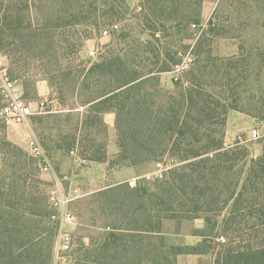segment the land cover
Listing matches in <instances>:
<instances>
[{
    "label": "trees",
    "instance_id": "obj_1",
    "mask_svg": "<svg viewBox=\"0 0 264 264\" xmlns=\"http://www.w3.org/2000/svg\"><path fill=\"white\" fill-rule=\"evenodd\" d=\"M11 1L0 0V53L14 72L18 68L26 70L30 58L24 54L25 47H49L54 34L38 33L31 40L30 32L24 36L18 33L29 9V0ZM119 1L106 3L109 11ZM183 1L144 0L142 20H138L151 39L156 35L158 23L163 29L177 31V35L188 28H199L192 54L195 67L184 71L176 81V96L154 106L152 93L145 89L158 85L160 73L171 71V67L174 69L182 62V58L175 59L169 53H165V61L160 60L159 53L148 42L149 48L146 46L140 51L150 57L152 64L161 63L160 67L138 70L135 64L131 67L132 59L108 56L88 69L86 77L92 76L93 80L85 87L89 90L88 97L80 102L85 113L79 124L89 130L104 127L103 114L114 111L118 148L115 165L136 167L167 157L173 162L172 168L159 179H142L134 186L120 183L94 193L86 241L73 240L71 244L76 247L71 251L66 245L68 250L64 252L68 254L62 256L60 264H177L180 255L200 252L213 253V264H264V143L259 158L248 161L243 182H231L226 197L220 201L213 194L219 170L232 172L248 155L237 145L225 148L223 133L216 138L209 134L211 129L202 130L212 125L222 128L224 117L230 111L264 120V79L254 107L238 105L237 87L232 85V78H247L248 69L238 58L240 54L225 59L211 55L210 51L205 53V64L199 65L202 46H209L213 38L223 37L227 31L214 18L209 20L207 31L200 29L202 0H195L194 4L190 0L189 10ZM50 8L52 14L47 17L44 28L59 27L62 16H67L73 24L90 18V13L85 14L83 6L75 0L53 1ZM256 25L264 31V21ZM258 55V73L264 76V49ZM46 56L50 60L57 57ZM55 88L59 101L64 104L63 86L56 83ZM6 149L1 150L9 155ZM87 153L89 162L106 160L102 145H92ZM28 160L36 163L33 158ZM4 164L9 176L0 179V264H53L57 228L51 221V212L44 206L46 199L35 194L26 183L27 158ZM225 208L228 211L222 216L220 229L230 237L221 243L217 239L224 238V234L220 233L216 218ZM196 219L204 222L199 234L203 241L197 247L164 243L160 235L163 222ZM238 220L250 224L239 238L232 229Z\"/></svg>",
    "mask_w": 264,
    "mask_h": 264
},
{
    "label": "rangeland",
    "instance_id": "obj_2",
    "mask_svg": "<svg viewBox=\"0 0 264 264\" xmlns=\"http://www.w3.org/2000/svg\"><path fill=\"white\" fill-rule=\"evenodd\" d=\"M53 1L62 0H29V9L25 12L21 29H18V33H22L23 36L30 32L31 40L38 37V33L43 32L44 34H54V38L52 39L53 44L49 47L39 45L25 47L24 54L30 58L26 70L18 68L13 72L8 63L10 76L16 81L23 97L32 103L44 101L45 107L41 114H36L30 119L28 125H9L7 127L0 125V179L9 176V171L4 163H11L17 158H27L29 166L26 170V183L30 189H34L35 194L43 195V198L46 199L44 206L51 212V221L57 228L53 248V264H60L63 260L62 256L68 254L64 251L75 249L76 246L71 244L73 240L76 243L77 241H86L85 236L89 229L87 224L91 217L89 209L93 207L92 195L112 184L119 178L116 172L126 167L115 165L114 162L118 155L114 111L103 114L104 127L97 130H89L79 124L85 113L80 102L88 97L89 90L85 87H89V83L93 80L92 76L86 77L88 69L108 56L113 59H132L131 67L135 64L138 70L147 71V69L158 68L162 65L161 63L152 64L148 60L150 57L140 51L149 42L156 53H159L160 60L165 61V53L173 55L175 59L182 58V62L186 60L189 63L186 70L188 71L195 67V58L194 55L192 56L194 54L193 45L200 30H198L199 28L195 30L188 28L185 30L186 32L182 33H185V36L177 35V31L163 29L158 23L156 35L151 39L149 32L138 21L141 19L140 13L143 11L144 0H120V3L116 2L112 5L113 8L110 11V7L106 6V3L111 0H107V2L104 0H75L79 6H83L82 11L85 14L90 13L89 19H79L78 24H73L67 16H62L63 18L58 21L59 27L47 26L44 28L47 17L52 14L50 7ZM194 1L191 0V4H194ZM183 2L186 9L189 10L190 0ZM14 3L11 1V4ZM211 18L223 23L227 32L223 37L213 38L209 46H202V52L198 59L199 65L202 67L205 64L207 51H210L213 56L225 59H231L240 54L238 58L242 65L248 69L249 74L245 79L233 77L232 85L237 87L238 105L252 108L254 107L252 105L258 101V89L264 79L257 69L258 52L264 49V31H260L256 25L264 21V0H202L198 27L207 31ZM186 33H189V36H186ZM122 35L124 36L122 37ZM239 45L242 47L240 51ZM147 48L149 47L147 46ZM43 51L44 54L41 56ZM49 51H51V55L57 56L55 60H50L51 58L46 56L50 55ZM242 68L241 66L239 70ZM173 70L171 67V71L160 73L159 84L145 88L152 93L155 101L154 106L165 103L170 96H176L178 89ZM68 72L70 75H67ZM56 83L63 86L64 104H61L55 92ZM2 104L0 99V106ZM36 110L34 107V111ZM230 113L244 115L246 120L240 123L242 130L227 136V117ZM224 120L222 128L212 125L202 130L211 129L209 134L216 138L220 133H223L225 148L237 145L241 149H245L248 157L245 160L246 163L242 161L232 169V172L224 171L222 168L219 170L213 183V194L220 201L226 197L228 185L231 182H243L248 169V161L259 158L264 143V120L261 121L236 111L228 112ZM253 129H257L261 137L256 141H248L249 134ZM32 135L42 147L46 163L49 165L47 172L38 168L36 164L38 161L29 152L28 142ZM239 137L242 140L241 143ZM7 144L10 146L6 149ZM58 145L61 148H58ZM92 145L103 146L106 154L104 162L86 160L89 157L87 149ZM3 148L10 151V154L1 150ZM28 158L35 159L36 163ZM157 164L163 168L171 169L173 162L165 157L159 162L144 163L142 167L147 171L146 175L143 176L142 171L138 172L139 177H135L131 181L132 186L142 179L152 181L158 178ZM164 171L166 170L164 169L160 174ZM163 175L165 174L163 173ZM259 189L262 190V187ZM61 199L65 203L62 206H56L55 203ZM227 211L228 209L225 208L221 216L216 218L219 229L222 216L227 214ZM65 213L74 216L72 223L67 224L61 221ZM249 225V223L245 224L238 220L233 224L232 229L236 231L239 238L243 236ZM203 227L202 219L165 221L162 223L160 235L166 245L197 247L203 241V238L199 236ZM214 236L212 235V240H214ZM223 236L224 241L218 242L226 243L230 237L227 234ZM66 245L68 249L65 247ZM213 259L214 256L211 252L185 254L177 258V264H213Z\"/></svg>",
    "mask_w": 264,
    "mask_h": 264
},
{
    "label": "built area",
    "instance_id": "obj_3",
    "mask_svg": "<svg viewBox=\"0 0 264 264\" xmlns=\"http://www.w3.org/2000/svg\"><path fill=\"white\" fill-rule=\"evenodd\" d=\"M190 61V60H189ZM189 63L185 60L180 65L175 66L173 72L175 73V81H178L181 77V74L187 70ZM0 99L3 104L0 106V125L7 127L9 125H28L31 117L36 114H41L42 110L45 107V102L40 101L37 103H32L31 101L26 100L20 88L16 84V81L13 80L9 74V68L6 63L5 57L0 53ZM37 109L36 111H34ZM248 141H256L260 136V132L257 129H253L249 134ZM240 143L242 142L239 137ZM29 152L33 158H35L41 170L47 172L49 170V165L46 163L44 153L41 145L37 141V139L32 135L28 142ZM159 169V177L161 178L163 173H165L168 169L163 168L160 164L156 165ZM163 173L160 174V172ZM130 185L132 186V182L130 181ZM60 203V204H59ZM65 203L63 199L59 200L58 203H55L56 206H62ZM61 221L63 223H72L74 221V216L70 213H65ZM217 241H224L223 237H219ZM66 247V246H65Z\"/></svg>",
    "mask_w": 264,
    "mask_h": 264
},
{
    "label": "crops",
    "instance_id": "obj_4",
    "mask_svg": "<svg viewBox=\"0 0 264 264\" xmlns=\"http://www.w3.org/2000/svg\"><path fill=\"white\" fill-rule=\"evenodd\" d=\"M246 117L244 115H241L239 113H230L227 117V125H226V133L227 136L230 134H235L236 132H239L240 130H242L243 128L240 126L241 122H245ZM264 123V121H263ZM235 124V126H234ZM144 164L137 166V167H125L120 169L119 171L116 172L117 175H119V178H117L112 184H109L107 186H105L102 189L120 184V183H125V182H130L133 181L135 179V177H139L137 175L138 172L142 171V175H146L147 171L144 169ZM132 179V180H131Z\"/></svg>",
    "mask_w": 264,
    "mask_h": 264
}]
</instances>
